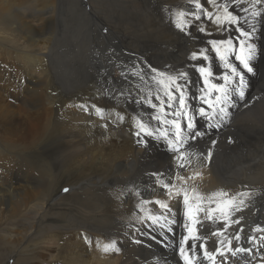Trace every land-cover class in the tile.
Returning <instances> with one entry per match:
<instances>
[{"label":"bare ground","instance_id":"obj_1","mask_svg":"<svg viewBox=\"0 0 264 264\" xmlns=\"http://www.w3.org/2000/svg\"><path fill=\"white\" fill-rule=\"evenodd\" d=\"M56 2L0 1V261L29 248L27 258L16 257L19 264H187L183 247L192 264H264V231L256 230L264 229V0H199L203 11L195 0H88L89 9L70 0L89 27L75 51L90 55L94 78L73 93V107L54 85ZM225 6L239 24L221 31L215 16ZM181 11L201 19L186 15L181 30L175 23ZM240 28L251 35L243 37ZM229 37L237 51L244 40L256 55L249 61L253 72L235 54L229 57L244 76L245 96L233 93L234 106L221 117V105L213 108L200 98L206 85L199 68L209 67L210 82L229 89L239 76L213 52L207 61L193 59V53L199 56L211 40ZM180 72L187 73V82L178 81L184 108L176 99L169 102L153 79ZM104 82L119 91L104 88ZM201 107L208 116L199 114ZM173 119L182 124L176 147L183 160L169 145L177 131ZM217 121L219 127H208ZM193 131L205 135L193 138ZM66 185L69 193L60 194ZM179 189L206 197L224 192L244 205L227 222L200 213L193 223L175 195ZM18 224L24 233L16 246L9 233ZM112 241L119 251L105 250ZM240 247L253 251L231 254Z\"/></svg>","mask_w":264,"mask_h":264},{"label":"snow or ice","instance_id":"obj_2","mask_svg":"<svg viewBox=\"0 0 264 264\" xmlns=\"http://www.w3.org/2000/svg\"><path fill=\"white\" fill-rule=\"evenodd\" d=\"M205 2H211L215 3V0H205ZM195 7L200 8L201 11H203V6L200 4L199 0H195ZM192 15L196 20H200L201 16L196 15L195 12L188 13ZM185 12H177L175 16V23L176 27L183 30L186 27V22H185V16L188 15ZM206 16L208 17L209 21L212 20L213 14L211 12L206 13ZM215 23L220 27L221 31H224L227 29V26H237L239 24V17L233 12L228 11L227 7H224V12L220 15L215 16ZM105 31H107L105 29ZM200 32H204L203 28L199 29ZM240 34L243 37H249L251 34L247 31H244L242 28L239 29ZM239 39V38H237ZM210 49H205L199 53V56L197 53H193V59L201 58L205 61L209 59V56L207 55L208 51L213 52L218 58L224 63V67L231 69L233 73L239 76V80L237 85L234 88L229 89L226 87L225 84H216V83H211L210 78L212 77V72L209 67L206 66H200L199 72L201 73L203 77V83L206 85V87L202 90L203 95L200 97L205 105H208L210 107H215V105H221L219 108V114L221 117L227 116L228 111L227 107L229 105L234 106V101L232 100V94L236 93L239 95L241 99L244 98L245 96V80L244 76L240 73L236 72V68L228 62L229 57L235 54V59L239 60L242 62L243 67L247 69L248 72H253L254 68L251 66L249 61L253 59L256 55V49L252 47L251 45L248 46L247 50L245 48V41L244 40H239V49L237 51V48L231 39L229 37L228 39H222V40H211L210 42ZM152 72H156V69H151ZM159 79H157L156 76L153 77V79L156 80V83L160 85L163 88L164 95L166 99L171 102L173 99L178 100L179 105L181 108L186 107L185 105V95L183 91V85L179 83L178 81L180 78H184L185 82H187V73L185 72H180L176 76H171L166 73H159ZM225 81L229 80V77L225 75L223 77ZM214 94V99H210L209 97L213 96ZM164 104V100H161V105ZM156 105H153L155 107ZM185 112L181 111H176L174 113L175 116H183L185 115ZM199 114L202 116H208V112L206 111L205 107H201L199 109ZM213 114L215 115L216 112L214 111ZM159 119V117H157ZM192 118L189 117V120L186 124V127L191 130L194 128L193 123L191 122ZM209 120H211V117L209 116ZM176 129V134H175V139L174 140H169V145L172 148L173 151L178 152L179 155L177 159L183 160L184 159V153H180L179 149L176 147V142L181 139L180 137V132L182 130V124L180 120L173 119L170 122ZM219 127V121L216 122L215 125L209 124L208 127ZM141 127L143 125L141 124ZM149 135H152V133H148ZM139 135V133H137ZM204 132H191V136L194 138L196 136H204ZM215 141H213V144ZM208 156L211 157V152L208 153ZM180 167H184L185 165L181 163L179 165ZM198 175V174H197ZM178 179H183V177H177ZM164 187H168V185H165ZM64 191H68V189H64ZM171 195V193H170ZM176 196L182 198V202L185 206V216L187 217L188 220L192 221L193 223L197 222V216L200 213H204L208 219L213 218V214H218L220 216H223L225 218V222H227L228 216L231 214H235L238 211L242 210V207L244 205V200L243 199H237V197H229L227 193L224 192H217L213 193L210 196H203L194 190L189 193L188 190L185 189H179L175 193ZM239 196H246V193H241L238 194ZM219 198V199H217ZM157 203H160L157 201ZM161 207H167L164 204H161ZM152 223H156L158 221V218L153 216L150 217ZM239 220H234L233 223H239ZM185 227L188 228V231L191 233L193 229L188 226V224H185ZM257 231H264V229H261L257 227ZM240 231H243L241 229ZM240 237L237 236L236 239H239ZM188 238L185 237V240ZM252 241L256 240L255 236L251 237ZM222 243V242H221ZM116 241H112L110 245L105 246V250L107 251L110 247L114 248L116 251H119V248L115 247ZM191 247V246H190ZM232 255H237L238 253H251L253 250L251 248H244L240 247L238 249H230ZM180 254L181 256L184 257L185 261L187 264H192V260L190 255H187L185 253V249L181 247L180 249ZM204 255L208 257L209 259L212 258V253L207 252L206 250L204 251ZM222 255V254H221Z\"/></svg>","mask_w":264,"mask_h":264},{"label":"rangeland","instance_id":"obj_3","mask_svg":"<svg viewBox=\"0 0 264 264\" xmlns=\"http://www.w3.org/2000/svg\"><path fill=\"white\" fill-rule=\"evenodd\" d=\"M79 1L84 3L82 4L83 7L88 8V5H89L88 0L87 1L79 0ZM79 9L80 7L78 5H72L70 0H57L56 2L57 17H56V21L54 25V30L56 33V40H55V45H54L53 56L51 55L52 65L54 63L57 69V71L55 72L54 85H55V89L56 88L59 89L58 92L61 95V98L64 100V103H68L70 107H73L72 102H71L73 93L78 89H83L87 83L91 82L94 79L89 76V73L91 72V70H90L89 60L87 59L90 58V55L86 56V55H83L85 54V52L83 54H79V53H76L75 51L79 46V41L80 40L83 41L88 36V33L86 31L87 29L89 30V27L87 28L82 23L81 18H79L80 16ZM97 27L98 25H96V28ZM102 31L104 32V29H101V32ZM89 35L91 34L89 33ZM85 64H86V67H84ZM49 65L51 66V64ZM92 67L95 69L94 66ZM103 85H104V88H109V89L112 88L113 90L119 91L117 85L112 86L111 84H109L108 86L107 82H104ZM1 97H2V94L0 93V98ZM8 99L10 101L15 100L13 97H8ZM69 106L67 104L65 105V107L70 108ZM3 108L4 107L0 103V112L3 110ZM1 116L6 118L5 113H2ZM8 117H14V116L9 115ZM65 127L67 126H63L61 123V128H65ZM35 149L36 148H32V150H35ZM68 186L69 185H66L65 187H63L62 188L63 190L61 189L60 194L62 193L65 195L69 193L70 189L68 188H70V186L69 187ZM64 189H68V191L66 192L64 191ZM64 201L68 202L67 199L66 200L64 199ZM7 203H8V200H7ZM10 206L13 207L14 206L13 203ZM22 228L24 229L22 224L21 225L18 224L17 226L14 227V230L12 229L11 232L9 233V235H11L12 242L16 246L20 242L21 232L23 231L24 233V230ZM0 246L2 247L1 244ZM2 250H4L3 247H2ZM31 253H32V250H30L29 248H23L18 251L15 257H12V259L9 258V260L8 259L1 260L0 264H10V263L19 264L20 262L16 259V257L20 255V256H25V258H27L28 255ZM25 264H30V262L25 263ZM31 264H34V263H31Z\"/></svg>","mask_w":264,"mask_h":264}]
</instances>
